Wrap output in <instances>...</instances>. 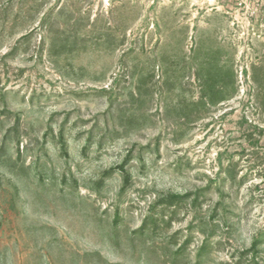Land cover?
<instances>
[{"label":"rangeland","instance_id":"obj_1","mask_svg":"<svg viewBox=\"0 0 264 264\" xmlns=\"http://www.w3.org/2000/svg\"><path fill=\"white\" fill-rule=\"evenodd\" d=\"M0 264H264V0H0Z\"/></svg>","mask_w":264,"mask_h":264}]
</instances>
